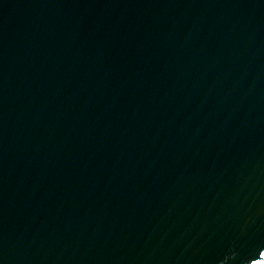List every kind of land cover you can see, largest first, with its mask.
I'll list each match as a JSON object with an SVG mask.
<instances>
[{"label": "water", "instance_id": "95a60500", "mask_svg": "<svg viewBox=\"0 0 264 264\" xmlns=\"http://www.w3.org/2000/svg\"><path fill=\"white\" fill-rule=\"evenodd\" d=\"M0 264H264V0H0Z\"/></svg>", "mask_w": 264, "mask_h": 264}]
</instances>
